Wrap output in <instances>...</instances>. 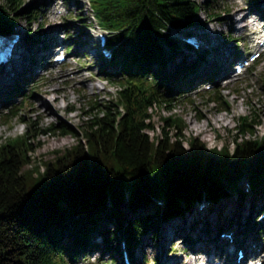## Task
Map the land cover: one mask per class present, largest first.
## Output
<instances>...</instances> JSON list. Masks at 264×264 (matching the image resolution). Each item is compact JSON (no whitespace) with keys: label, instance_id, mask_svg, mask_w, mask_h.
<instances>
[{"label":"trees","instance_id":"trees-1","mask_svg":"<svg viewBox=\"0 0 264 264\" xmlns=\"http://www.w3.org/2000/svg\"><path fill=\"white\" fill-rule=\"evenodd\" d=\"M0 1V33L12 31L20 17L33 22L41 15L37 3ZM217 1L90 0L100 22L116 33L111 45H131L128 53L116 52L113 68L104 60L100 68L120 89L108 101L95 100L85 107L91 116L83 129L87 143L81 141L55 162L46 163L37 176L39 168L25 171L31 163L32 131L0 145V264H75L95 248L111 255L122 252V239L134 248L150 230L158 240L164 221L183 215L202 199L222 203L231 197L229 187L237 189L244 205L253 194L264 204V137L243 138L261 124L257 113L239 119L236 130L241 141L237 134L233 152L230 144L211 149L197 138L187 139L186 122L179 116L164 118L161 137L149 134L157 129L153 107H167L202 82L224 76L219 68L190 76L205 55L186 61L179 41L170 34L171 28L198 23L201 11L212 9ZM209 16L221 18L216 12ZM34 32L27 31L26 43L46 47L42 34ZM27 75L32 76L23 74L8 89L0 87L7 89L0 92L2 96L9 99L23 89ZM206 94L207 105L227 108L217 90ZM65 129L76 133L69 126ZM245 176L253 187L250 197L239 186ZM255 207L249 210L251 222ZM103 220L115 226L111 233ZM223 228L219 223L218 234ZM97 236L102 237L101 247L94 242ZM66 237L69 245L64 243Z\"/></svg>","mask_w":264,"mask_h":264},{"label":"rangeland","instance_id":"rangeland-1","mask_svg":"<svg viewBox=\"0 0 264 264\" xmlns=\"http://www.w3.org/2000/svg\"><path fill=\"white\" fill-rule=\"evenodd\" d=\"M26 2L28 5L39 4L41 15L37 16L33 22L24 17L18 18L15 31L25 33L26 37L27 31L33 30L36 34H42L47 44L46 47L41 44L38 47L36 44L31 47L25 41V45L29 49L24 47L23 58H26L24 61L26 67H22L20 70V67H16L15 72L20 71L18 74L6 81H0V87L6 85L5 87L8 89L24 73L31 72L32 74L31 77L27 75V79L25 77V80H21L24 84L21 92L12 94L8 100L0 93V96L3 97L0 98V145L5 144L11 138L24 135L29 130L32 131L29 139L32 147V153L29 155L31 163L25 167V171L33 167L39 168L37 176L40 172H44L46 163L55 162L81 141L87 143L86 140H83V129L88 126L91 116L85 113L87 110L85 107L94 103L95 100L97 102L108 101L117 95L120 87L107 80V75L100 71L103 66L102 57H98L100 48L92 31L97 27L98 21L93 17L88 0H26ZM253 2L251 0H218L212 9L202 10L199 28L195 32L206 40V44L210 42L206 45L209 49L204 48L201 55L205 54V51H208L210 55L206 61H202L197 66L193 74H212L214 70H217L216 67H219L218 64L226 62V73L231 77L228 80H220L216 76L213 81L201 84L198 90L187 98L174 100L167 107L165 105L153 107L151 109L152 121L157 129L149 132L152 138L163 135L164 118L179 116L186 122L184 134L187 139L197 138L211 149L230 144V149L233 152L236 148L235 136L237 134L238 142L241 141L238 130H236L239 118L252 112L258 114L261 124L255 128L254 134H247L243 138L263 137L264 58L260 60L256 72L249 74L250 69H248L240 77L235 75V69L232 68L236 62L227 63L228 57L233 55L238 57V47L245 51L241 52V60L248 58L250 52L253 51L252 32L258 26L264 31V21L260 16L250 14L248 17L247 15V9L252 10L254 7L263 16L264 3ZM57 6L63 11L62 14L57 12ZM211 12L220 13L221 18H215L216 16L211 18L209 16ZM75 15L80 16L75 19ZM244 15H246L245 21L231 22L230 18L240 20ZM176 33L174 32V35ZM109 36L112 37L110 34ZM75 42L79 43L76 49L73 46ZM58 44L61 45V52L58 55L67 54V60L63 64H57L55 56L48 57V53L52 49L53 55H56ZM69 47L72 48L69 49ZM130 47L129 42H124L118 51L124 50L125 53H128ZM212 50L219 54L213 56ZM221 54L226 56L223 61L219 60ZM212 58L215 61L211 60ZM175 63H181V60L177 59ZM175 63L170 64L169 69L174 68ZM38 69H41L42 72H37ZM79 72H83L84 76L91 80L83 87L82 83L78 82V79L76 80ZM208 84L212 86L209 90L206 89ZM5 87L0 92L4 91ZM213 89L218 90L219 95L229 102L228 112L221 111L218 104L207 105L206 96L208 94L205 91ZM38 94L58 98V101L55 102V107L59 111L58 116L45 118L39 115L41 109L36 110L39 106V102L36 101ZM70 107L74 110L69 111ZM33 108L36 109L33 110ZM220 116L222 119L219 120ZM65 126L71 127L76 133L67 132ZM200 126L201 128H199ZM168 131H170L169 128ZM174 132L172 130L169 136L173 137ZM65 139H67L66 143L63 142ZM186 146L189 148L187 141H185ZM246 180L247 178L239 182L240 189L245 186ZM229 192L231 196L229 199L215 204L208 211L205 210L204 214H202L203 211H200V214L193 213L194 209L191 207L183 215H173L164 221L158 240L153 237L151 230L145 233L141 238L142 244L135 246L134 251L131 250L134 252V264H195L193 251L206 249L213 252V249L219 247L215 241L216 238H220L219 231H217L219 223L226 226L225 230L236 231L239 239H247L246 235L253 239L262 238L261 234L257 235L255 229L253 230L251 227L247 229V226L248 220L251 221L249 210L251 211L252 207L257 206L253 211V217L256 219L257 215L264 211V204H260L256 198L258 196L253 194L252 199L244 200V205L243 201L235 196L236 191L229 187ZM149 209L152 210V207ZM231 220L234 221L233 225H226L227 221ZM102 224L108 225L110 233L115 228L105 220ZM103 229L105 230V228ZM245 229H247L246 233ZM101 238V236H97L94 241L100 247L103 244ZM70 241V238L66 237L65 245H69ZM121 254V251H115L111 255L105 249L95 248L75 264H124V256ZM202 256L204 255L201 254L200 257L202 258ZM204 258L205 256L202 259Z\"/></svg>","mask_w":264,"mask_h":264},{"label":"bare ground","instance_id":"bare-ground-1","mask_svg":"<svg viewBox=\"0 0 264 264\" xmlns=\"http://www.w3.org/2000/svg\"><path fill=\"white\" fill-rule=\"evenodd\" d=\"M231 19V22H239L237 19L235 18H230ZM242 21H245L246 19V15L242 16L240 18ZM210 42H208L209 44ZM206 44V45H208ZM61 46V45H59ZM210 46V45H209ZM99 48H101L99 45H98ZM59 48V47H57ZM53 50V49H52ZM52 50H50V52L48 53V56H52L54 53H52ZM230 53V52H229ZM226 58V56L224 55H220L219 57V60L220 61H223L224 59ZM26 59V58H25ZM30 66V65H28ZM22 67H26L24 66V62L23 64L21 65V68ZM15 68L12 67V65H9L8 67L4 68L1 72H0V81L1 80H6V79H10L11 77H13L14 75L18 74V72L20 71H16L15 72ZM13 72H15L14 74H12ZM39 73L42 72L41 69H38ZM78 78H76V80L78 79V82H81L82 83V87L84 85H87V83H89L91 80H89L87 77L84 76V73L83 72H79V74L77 75ZM48 94V93H47ZM36 101L39 102V106H37L38 108H33V110H38V109H41V112L39 113V115L41 117H45V118H51L52 116H58L59 115V111H58V108L55 107V102L58 101V98H51V97H48V95H44V94H38L37 95V98H36ZM218 119H222V116L218 117ZM201 128V126L199 127ZM64 143L67 142V139H65V141H63ZM59 144V143H58ZM225 201V200H224ZM202 210L200 207H196L194 208L193 212L196 213L198 211ZM245 211V210H243ZM246 216V215H245ZM225 223V222H224ZM228 226H232L233 223H231L230 221H227V224ZM171 233V232H170ZM215 241L219 244V246L223 249L224 253L228 256H233L237 247L235 244L229 242V241H225V240H222L221 238H216ZM194 252V259L195 261H199V259L201 258V249L199 251H193ZM203 257V256H202ZM174 264V263H173Z\"/></svg>","mask_w":264,"mask_h":264}]
</instances>
